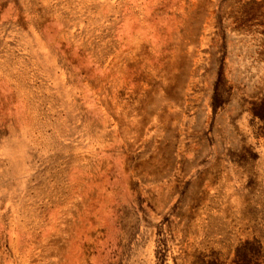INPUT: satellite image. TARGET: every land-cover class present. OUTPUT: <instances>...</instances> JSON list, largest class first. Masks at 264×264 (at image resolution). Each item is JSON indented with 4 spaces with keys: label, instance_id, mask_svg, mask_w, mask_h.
I'll list each match as a JSON object with an SVG mask.
<instances>
[{
    "label": "rangeland",
    "instance_id": "rangeland-1",
    "mask_svg": "<svg viewBox=\"0 0 264 264\" xmlns=\"http://www.w3.org/2000/svg\"><path fill=\"white\" fill-rule=\"evenodd\" d=\"M0 264H264V0H0Z\"/></svg>",
    "mask_w": 264,
    "mask_h": 264
}]
</instances>
